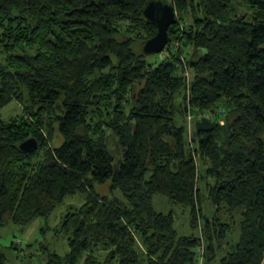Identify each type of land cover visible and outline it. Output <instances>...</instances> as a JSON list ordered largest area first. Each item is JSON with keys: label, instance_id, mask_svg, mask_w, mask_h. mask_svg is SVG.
Here are the masks:
<instances>
[{"label": "trees", "instance_id": "16d2710c", "mask_svg": "<svg viewBox=\"0 0 264 264\" xmlns=\"http://www.w3.org/2000/svg\"><path fill=\"white\" fill-rule=\"evenodd\" d=\"M151 1L0 0V110L20 109L0 119V227L81 195L69 252L46 264H198L202 243L203 264H263L264 0H170L177 21L149 59ZM205 112L213 131L196 127Z\"/></svg>", "mask_w": 264, "mask_h": 264}, {"label": "rangeland", "instance_id": "374dc122", "mask_svg": "<svg viewBox=\"0 0 264 264\" xmlns=\"http://www.w3.org/2000/svg\"><path fill=\"white\" fill-rule=\"evenodd\" d=\"M163 3L173 5L170 0L169 3L168 1H163ZM136 48L141 52L144 51V47L142 48L140 44ZM154 57L155 55L148 56L149 59ZM19 110V105L16 101H13L0 110V119H6L14 113L16 114ZM203 116H206V112ZM221 124H224V122ZM60 140L61 138H58V144ZM116 195L119 196V192ZM81 199L84 200L81 195L68 197L50 216L39 217L28 225H16L7 222L3 227H0V253L7 256L5 264H46L49 262L51 254L57 253L63 257L66 256L69 252V245L67 236L61 229L62 221L67 213L69 204H78L82 202ZM202 203L204 210L209 211L210 201L204 198ZM154 204L160 211H172L174 213L175 227L178 234H197L198 230L191 226L190 209L172 204L158 194L154 197ZM13 241L17 242L18 246L16 245V248L11 249L10 246Z\"/></svg>", "mask_w": 264, "mask_h": 264}, {"label": "water", "instance_id": "95a60500", "mask_svg": "<svg viewBox=\"0 0 264 264\" xmlns=\"http://www.w3.org/2000/svg\"><path fill=\"white\" fill-rule=\"evenodd\" d=\"M146 18L156 25L157 33L144 45V52L147 55H155L164 51L169 43V28L177 21V12L173 5L164 4L162 1H151L144 10ZM199 131L209 132L215 128L212 120L203 118L196 122ZM39 143L35 138L24 141L20 148L23 151H32L38 147Z\"/></svg>", "mask_w": 264, "mask_h": 264}, {"label": "built area", "instance_id": "2783aa9c", "mask_svg": "<svg viewBox=\"0 0 264 264\" xmlns=\"http://www.w3.org/2000/svg\"><path fill=\"white\" fill-rule=\"evenodd\" d=\"M200 115H198V117L196 118L197 120H201L203 118H208V119L214 121V116H212L210 113H206V116H203V114H200ZM212 117H213V119H212ZM223 122L224 121L221 119V123H223ZM197 252H198L197 256L199 257V263L198 264H203L204 252H205V246L203 243L199 246ZM263 264H264V262H263Z\"/></svg>", "mask_w": 264, "mask_h": 264}, {"label": "bare ground", "instance_id": "6f19581e", "mask_svg": "<svg viewBox=\"0 0 264 264\" xmlns=\"http://www.w3.org/2000/svg\"><path fill=\"white\" fill-rule=\"evenodd\" d=\"M173 25V24H172Z\"/></svg>", "mask_w": 264, "mask_h": 264}, {"label": "clouds", "instance_id": "9594fccd", "mask_svg": "<svg viewBox=\"0 0 264 264\" xmlns=\"http://www.w3.org/2000/svg\"><path fill=\"white\" fill-rule=\"evenodd\" d=\"M214 122V121H213Z\"/></svg>", "mask_w": 264, "mask_h": 264}]
</instances>
